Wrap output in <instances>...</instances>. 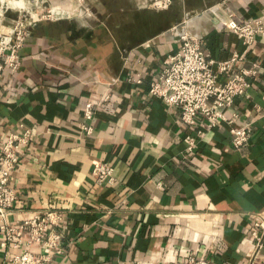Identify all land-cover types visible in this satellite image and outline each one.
Here are the masks:
<instances>
[{
	"label": "crops",
	"instance_id": "1",
	"mask_svg": "<svg viewBox=\"0 0 264 264\" xmlns=\"http://www.w3.org/2000/svg\"><path fill=\"white\" fill-rule=\"evenodd\" d=\"M113 1L91 6L98 17L36 21L19 49L18 71H3L0 141L18 124L34 134L10 176L16 199L7 223L62 213L63 253L47 264H180L191 255L247 264L248 227L264 213V35L246 47L222 23L233 14L237 23L260 20L264 28V0H170L164 9L153 6L162 0ZM182 34L214 61L243 58L220 83L254 72L246 96L224 111L236 115L233 124L207 128L197 117L187 126L178 107L150 96ZM106 93L87 135L79 127L83 106ZM233 126L250 130L238 150ZM188 135L197 140L192 152ZM99 162L113 167L114 184L95 183ZM2 240L0 233V264H15L10 257L26 246L13 250ZM27 249L40 253L38 245ZM255 264H264V240Z\"/></svg>",
	"mask_w": 264,
	"mask_h": 264
},
{
	"label": "built area",
	"instance_id": "2",
	"mask_svg": "<svg viewBox=\"0 0 264 264\" xmlns=\"http://www.w3.org/2000/svg\"><path fill=\"white\" fill-rule=\"evenodd\" d=\"M170 0L158 1L156 8H167ZM9 11H15L17 18L6 22ZM67 13L65 11H62ZM29 9L10 7L7 2H0V79L6 69L15 73L20 67L19 49L28 36L29 28L36 21L42 19H64L66 15H58L48 11V15L38 17ZM223 28L233 33L246 47L250 46L255 37L264 35V28L260 20L247 23H237L233 14H229L222 23ZM239 55H233L229 60L214 61L203 53L200 41L186 34L180 36L178 50L168 57L166 65L161 70L159 77L150 83L148 92L151 97L162 101L167 108L178 107L180 120L187 126H193L197 117L206 120L207 128H213L218 123L233 124L236 115L226 118L224 111L231 106L235 97L246 96L250 88L247 76L253 75V71L242 70L234 74L223 83L218 81L220 75L229 71L231 66L242 61ZM140 84L139 75L135 79ZM110 99L106 93L99 100H88L82 109L81 131L89 135L93 131V120L97 108ZM19 132L11 133L7 139L0 141V233L3 236L2 247H10L21 252L10 257L15 264H47L54 256L62 255L60 235L56 227L62 221V213L57 210L36 213L32 218L17 222L13 225L7 223V216L16 199L15 191L10 187V176L19 162V151L28 146L34 138L32 130L18 124ZM198 135L202 131L197 132ZM231 145L234 150L244 147L250 136L247 127H231ZM186 151L192 152L197 144L195 137L188 135L184 138ZM114 169L108 163H96L92 168V176L97 185L114 184ZM251 236V259L247 264H255L264 240V213L255 217L248 227ZM38 245L40 253L35 255L27 247ZM180 264H207L204 257L193 255L186 258Z\"/></svg>",
	"mask_w": 264,
	"mask_h": 264
},
{
	"label": "rangeland",
	"instance_id": "3",
	"mask_svg": "<svg viewBox=\"0 0 264 264\" xmlns=\"http://www.w3.org/2000/svg\"><path fill=\"white\" fill-rule=\"evenodd\" d=\"M28 2L31 14H37L38 17L48 15V11L55 8L60 11H65L69 15L64 19H74L78 18L88 19L90 17H98V13L93 12L91 8L92 5L98 3V0H25ZM113 3V0H110ZM155 4V3H154ZM154 6V5H153ZM156 8V6H154ZM69 11V12H68ZM79 12H83L82 16H78ZM97 15V16H96ZM5 21L10 22L17 18V13L15 11L7 12Z\"/></svg>",
	"mask_w": 264,
	"mask_h": 264
},
{
	"label": "bare ground",
	"instance_id": "4",
	"mask_svg": "<svg viewBox=\"0 0 264 264\" xmlns=\"http://www.w3.org/2000/svg\"><path fill=\"white\" fill-rule=\"evenodd\" d=\"M0 2L4 5L5 2H7V5L10 7H19V8H23V9H30L31 5L28 4L27 1L25 0H0ZM52 12L54 14H58V15H66L67 13H64L58 9L53 8ZM69 12V11H68Z\"/></svg>",
	"mask_w": 264,
	"mask_h": 264
}]
</instances>
